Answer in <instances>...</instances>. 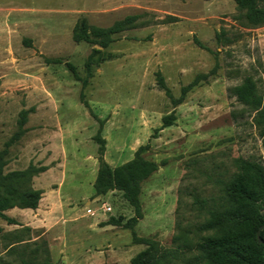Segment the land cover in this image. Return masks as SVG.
<instances>
[{"label": "rangeland", "instance_id": "374dc122", "mask_svg": "<svg viewBox=\"0 0 264 264\" xmlns=\"http://www.w3.org/2000/svg\"><path fill=\"white\" fill-rule=\"evenodd\" d=\"M132 15L106 48L73 40L82 17L106 28ZM239 15L234 0H0L4 172L34 166L42 192L0 216V264H131L146 248L132 231L178 250L198 239L235 160L264 165L263 123L232 93L250 78L264 106V25ZM140 146L157 170L130 229L122 191L93 185L101 157L114 168Z\"/></svg>", "mask_w": 264, "mask_h": 264}, {"label": "trees", "instance_id": "16d2710c", "mask_svg": "<svg viewBox=\"0 0 264 264\" xmlns=\"http://www.w3.org/2000/svg\"><path fill=\"white\" fill-rule=\"evenodd\" d=\"M234 2L246 25H264V7L260 5V0ZM136 18L137 15L127 16L103 28L89 25L87 19L82 17L75 24L72 37L75 42L85 41L106 48L114 40L113 36L127 29ZM99 52L94 47L85 61L88 76L91 74L93 54ZM67 66L79 79L75 67L70 63ZM232 93L241 103L257 111L263 123L260 133L264 146V106H261L262 101L256 94L254 82L246 78L232 89ZM171 124L172 117L165 116L162 127ZM146 147L140 146L131 160L114 168L101 157L93 185L97 194L122 191L123 197L134 208V216L124 224L130 229L143 218L140 201L142 183L157 170L156 162L143 156ZM5 164V152L0 151V216L12 221L4 214L5 210L16 206L35 209L42 192L29 183L32 175L38 172L34 166L4 172ZM235 166L236 171L221 182L220 194L207 209V218L198 224L197 240L191 241L181 235L178 237L181 241L180 250L170 249L163 248L153 239L137 237L132 231L133 240L146 244V248L131 258V264H173L178 259L183 264H264V228L257 234L264 225V165L256 160L237 158ZM200 204L205 207L204 200ZM111 221L110 224L122 225L119 220ZM259 238L261 243L258 242Z\"/></svg>", "mask_w": 264, "mask_h": 264}, {"label": "water", "instance_id": "95a60500", "mask_svg": "<svg viewBox=\"0 0 264 264\" xmlns=\"http://www.w3.org/2000/svg\"><path fill=\"white\" fill-rule=\"evenodd\" d=\"M264 228V225L263 226H261L260 228H259V230H258V232H257V234H259V232L262 230ZM258 242L259 243H261L262 242V240L259 238L258 239Z\"/></svg>", "mask_w": 264, "mask_h": 264}, {"label": "built area", "instance_id": "2783aa9c", "mask_svg": "<svg viewBox=\"0 0 264 264\" xmlns=\"http://www.w3.org/2000/svg\"><path fill=\"white\" fill-rule=\"evenodd\" d=\"M105 211H110V207H105Z\"/></svg>", "mask_w": 264, "mask_h": 264}]
</instances>
